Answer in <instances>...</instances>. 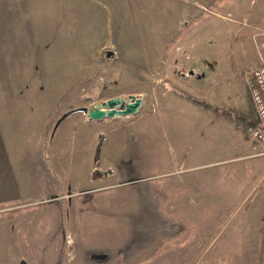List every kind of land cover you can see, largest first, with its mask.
<instances>
[{
	"label": "rangeland",
	"instance_id": "374dc122",
	"mask_svg": "<svg viewBox=\"0 0 264 264\" xmlns=\"http://www.w3.org/2000/svg\"><path fill=\"white\" fill-rule=\"evenodd\" d=\"M262 5L0 0V264H264ZM129 94L111 130L81 111L55 126ZM50 123L64 173L26 163Z\"/></svg>",
	"mask_w": 264,
	"mask_h": 264
},
{
	"label": "crops",
	"instance_id": "0c3cea01",
	"mask_svg": "<svg viewBox=\"0 0 264 264\" xmlns=\"http://www.w3.org/2000/svg\"><path fill=\"white\" fill-rule=\"evenodd\" d=\"M250 1H252V0H250ZM262 7H264V5H262ZM142 103H143V99H142ZM79 105H83V104H80V103L72 104L70 108L77 107ZM66 110H68V109H66ZM118 117H115L113 120H110V121L101 122L99 125H101L100 126L101 128L111 130L110 127H111L113 121L119 120ZM120 117H122V116H120ZM82 120H84L86 122L89 121L85 115H83ZM51 125H52V123H50L48 125V127L46 128L45 136L42 138V140H43L42 143L41 142H39V143L34 142L33 144H31V147H30L31 150L28 151L29 159L26 161V163L28 165H31L32 167L42 171V172L50 173V174H55L57 168L61 169V167H63L62 172L64 173V170L66 169V155H65V153L60 149H56V148L51 149L50 142H47L49 135L51 136V129H52ZM55 132H56V130H55ZM95 133H96V137H98V135L101 134L100 129L95 130ZM107 133H108V131L105 132L104 134H107ZM105 137L107 140L106 135H105ZM101 169L110 171V173H109L110 176H115V174H116V172L111 171V169L108 168V166H102ZM64 177H65V174H64ZM254 264H256V263H254Z\"/></svg>",
	"mask_w": 264,
	"mask_h": 264
},
{
	"label": "water",
	"instance_id": "95a60500",
	"mask_svg": "<svg viewBox=\"0 0 264 264\" xmlns=\"http://www.w3.org/2000/svg\"><path fill=\"white\" fill-rule=\"evenodd\" d=\"M112 53H113L112 51L108 50L106 52V56H110L112 55ZM141 105H142V98L134 94H129L127 96H120V95L112 96L107 98L106 100L96 102L90 107L80 106L64 112L57 120L55 126L58 125V123L62 118H64L66 115L74 111H81L88 120L95 121V120H101L106 117L114 118L117 116L134 115L138 112ZM98 137H99V143L97 145L98 147H100L101 145L100 143L103 138V135L99 134ZM99 152H100V148L97 149V154L94 157L95 162L98 161ZM108 172L110 173V171Z\"/></svg>",
	"mask_w": 264,
	"mask_h": 264
},
{
	"label": "built area",
	"instance_id": "2783aa9c",
	"mask_svg": "<svg viewBox=\"0 0 264 264\" xmlns=\"http://www.w3.org/2000/svg\"><path fill=\"white\" fill-rule=\"evenodd\" d=\"M249 94L254 105L256 122L248 127L249 134L259 146L256 154H264V62L254 66L250 71ZM253 146V147H254Z\"/></svg>",
	"mask_w": 264,
	"mask_h": 264
}]
</instances>
